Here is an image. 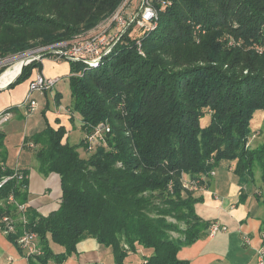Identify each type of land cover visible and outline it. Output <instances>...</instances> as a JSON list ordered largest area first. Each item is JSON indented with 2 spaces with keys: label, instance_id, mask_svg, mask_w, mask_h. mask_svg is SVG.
<instances>
[{
  "label": "trees",
  "instance_id": "1",
  "mask_svg": "<svg viewBox=\"0 0 264 264\" xmlns=\"http://www.w3.org/2000/svg\"><path fill=\"white\" fill-rule=\"evenodd\" d=\"M124 1L0 0V59L74 40ZM152 3V30L124 33L97 67L70 61L80 142L71 144L63 125L24 138L40 172L60 177L56 209L44 214L27 204L28 168L5 164L0 130V175L12 176L0 187V229L29 264L63 263L86 238L109 247L115 264H190L179 251L216 222L196 211L203 197L194 187L225 163L241 184L260 179L254 195L264 205V142L249 143L254 114L264 111V0ZM36 68L40 61L26 64L8 87L30 82ZM101 123L110 130L90 142ZM246 197L242 191L240 199ZM25 232L35 234L28 255L18 244Z\"/></svg>",
  "mask_w": 264,
  "mask_h": 264
},
{
  "label": "crops",
  "instance_id": "2",
  "mask_svg": "<svg viewBox=\"0 0 264 264\" xmlns=\"http://www.w3.org/2000/svg\"><path fill=\"white\" fill-rule=\"evenodd\" d=\"M40 62L42 69H34L32 77L37 72L59 79L69 77L71 74V64L66 59L46 56ZM54 86L40 94L45 95L47 101L53 98L57 103L60 92L56 94L53 90ZM28 88L29 80H26L14 87L0 89V112L16 106L15 110H11V118L0 127V130L6 134L4 143L8 154L5 164L11 167L28 168L29 199L27 204L47 214L59 206L61 197L59 175L57 173L42 174L37 169L39 164L35 167L31 157L28 158V162L22 164L19 155L16 162L11 163L10 142L18 133H21V137L17 140L19 143L24 141L26 136L44 129L46 117L49 124L58 128L60 125L68 124L69 112L73 117L75 113L67 107L66 113L62 115L61 107L57 106V110H49L47 107L44 116L43 112L40 113L42 107L38 102L34 111L28 110L23 105ZM19 128L23 129L22 132H19ZM26 146L28 149H33L32 143H27ZM22 152L21 149L19 154ZM232 168L231 163H225L216 169L215 175L202 179L200 185L194 187L195 195L203 197V200L196 204L198 214L204 219L217 221L225 229L215 235L208 234L193 244L182 247L178 255L181 259L189 260L190 264H257V251L261 245L260 230L264 224V217L258 210L257 201L260 202V200L254 195V192L258 191L257 182L241 184ZM242 191L243 195L247 194L246 200L240 199ZM216 238H220V241L214 244L213 241ZM0 264H29L28 258L20 253L17 246L1 229ZM48 264L58 263L50 261ZM60 264L115 263L109 247L101 245L94 238H86L78 243V252ZM129 264H140V261L134 259Z\"/></svg>",
  "mask_w": 264,
  "mask_h": 264
},
{
  "label": "built area",
  "instance_id": "3",
  "mask_svg": "<svg viewBox=\"0 0 264 264\" xmlns=\"http://www.w3.org/2000/svg\"><path fill=\"white\" fill-rule=\"evenodd\" d=\"M128 0H125L122 6L107 20L98 25L95 29L103 26L104 24L116 25L115 34L107 35L106 33L92 34L88 36L91 31H96L95 29L88 31L87 33L81 34L71 41H62L46 46L39 47L40 50H44L43 54L51 55L56 59H66L68 61H81L86 67H97L101 64V61L105 56L110 54L114 49L117 42L121 39L122 33L125 28L128 27L132 22H136L141 27L146 29H153L156 26V23L152 22L154 18H158L156 9L152 3V0H142L140 8L136 12H129L125 9ZM138 50L143 54L141 48V41L137 40ZM41 57V56H40ZM58 77L46 76L42 72H37L33 79L29 82L28 92L24 98L23 105H25L28 110L34 111L37 107V101L32 96L35 91L44 93L45 91L51 89L56 82ZM12 113L11 110H5L0 112V127L9 120ZM110 130L109 125L106 123L99 124L94 132L90 135V142H94L100 134L104 131ZM89 142V144H90ZM94 145H90L89 149L92 150ZM0 169V173H1ZM215 174V171L212 172ZM12 176L0 175V187L3 186L8 179ZM11 200L14 199V196L11 194L9 197ZM21 208H24V204L19 205ZM4 220L9 221L7 217H4ZM12 220H10L11 222ZM225 227H221L220 224L216 221L212 224L210 228V234L215 235L220 231L224 230ZM8 230H13V226L10 225ZM261 235V245L257 251V264H264V224L260 230ZM35 234L24 233L19 239L21 246H29L31 251L35 250L34 239Z\"/></svg>",
  "mask_w": 264,
  "mask_h": 264
},
{
  "label": "rangeland",
  "instance_id": "4",
  "mask_svg": "<svg viewBox=\"0 0 264 264\" xmlns=\"http://www.w3.org/2000/svg\"><path fill=\"white\" fill-rule=\"evenodd\" d=\"M141 3H142V0H128L127 4L125 6V9L128 8L127 11H129V12H136V10L138 8H140ZM132 25H133V27L130 28ZM138 27H139V24L137 23V21L135 23L132 22L130 25H128L127 28L124 29L122 35L126 32H128L130 34H137V33L142 34V33H144L145 30L140 29ZM115 29H116V25L112 24L110 26L107 23V24H104L103 26L99 27L98 29H95L96 31H94V30L91 31L88 34V36H91L92 34L96 35V34L101 33V32L106 33L107 35L115 34V32H116ZM150 30H152V29H150ZM43 53H44V50H40V48L38 47V48L29 49V50L25 51L24 53L9 55L8 57L0 59V69L4 68V70L0 73V77L3 76L4 74L10 73L11 71H14V69L16 67V63L19 60H21V58H33L30 61V62H32L33 60L40 61L42 58H44L46 56L52 57L51 55H47V54H43ZM59 80L60 81L57 82L56 86H54L55 88H53V90L55 91L56 94L58 91L60 92L59 101L57 103L53 98H50V100L47 101V97L45 95H41L40 92H38V91H35L32 94V96L36 99L38 104H41L42 108H41L40 113L43 112L44 116H45V112H47V107L49 110H57V106H60L61 107L60 112H62L61 114L63 115L64 113H66L67 107L71 108L72 105L74 104L73 98L71 96L69 77H63ZM74 113H75V115L73 117V115H71V112H69L68 113L69 114L68 124H63V126H65V128L67 130L65 137L67 139L69 137L68 141L71 144H76V143L80 142V140L83 136V130H82V124H81L82 123V117L78 112H74ZM45 119H46L45 127H47L48 125L52 126L51 124H49L47 117ZM209 120H210V116L209 115L205 116L202 118V123L204 125H206L209 122ZM22 127H23V125H22ZM251 129H252L253 135L250 137L249 143L251 145L255 146L261 142H264V111L263 110L259 109L255 112L254 117L251 121ZM22 130H23L22 128H19V132H22ZM68 131H69L70 135L68 134ZM20 137H21V133H18L17 135H15L11 139V142H10V146H11V148H10V150H11L10 161H11V163L14 164L16 162L18 156L20 155L19 157L21 159L22 164L28 162V158L31 157V160H33V164L35 165V167H37L39 162L35 156V150L30 149V148L28 149V147L26 145H23L24 141H21L18 143L17 140ZM21 149L23 150V152L19 154V151ZM80 153L85 154V150H83V148H80ZM37 169H39V167ZM256 185H257V188L260 189V179L257 180ZM257 203H258V208H259L258 210L260 211V215L262 217H264V206H263L262 202L257 201ZM19 205L20 204H18L17 210L23 211V208H21ZM19 216H20V218H22V220L24 222L26 221L24 214L23 215L20 214ZM219 241H220V238H216L215 241H213V243L215 244V243H218ZM18 244H20L19 241H18ZM21 248L24 250V253L26 255H28V253L31 252V249L29 246L28 247L22 246ZM139 258L142 259V256L140 254H139Z\"/></svg>",
  "mask_w": 264,
  "mask_h": 264
},
{
  "label": "bare ground",
  "instance_id": "5",
  "mask_svg": "<svg viewBox=\"0 0 264 264\" xmlns=\"http://www.w3.org/2000/svg\"><path fill=\"white\" fill-rule=\"evenodd\" d=\"M25 60L26 59L21 58V60H19L16 63V67H15L14 71H11L10 73L4 74L3 76L0 77V86L7 85L11 80H13L19 74L22 65L25 63Z\"/></svg>",
  "mask_w": 264,
  "mask_h": 264
},
{
  "label": "water",
  "instance_id": "6",
  "mask_svg": "<svg viewBox=\"0 0 264 264\" xmlns=\"http://www.w3.org/2000/svg\"><path fill=\"white\" fill-rule=\"evenodd\" d=\"M24 59H26V60H25V63L22 65L19 74H18L13 80H11L7 85H5V86H0V89L5 88V87H8L12 82H14V81L17 79V77L20 75V73H21L23 67H24L26 64H28L33 58H24Z\"/></svg>",
  "mask_w": 264,
  "mask_h": 264
}]
</instances>
